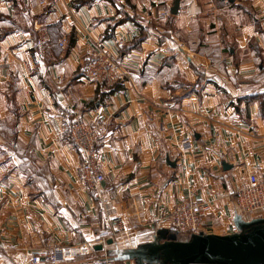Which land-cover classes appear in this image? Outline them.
Masks as SVG:
<instances>
[{
	"label": "crops",
	"instance_id": "obj_1",
	"mask_svg": "<svg viewBox=\"0 0 264 264\" xmlns=\"http://www.w3.org/2000/svg\"><path fill=\"white\" fill-rule=\"evenodd\" d=\"M39 1L0 0V264L54 242L87 243L60 264H135L105 249L150 239L188 199L211 202L209 231H234V191L264 181V0H180L176 14L174 0ZM98 41L127 72L115 90L85 75ZM77 119L99 136L98 193L79 176ZM109 215L123 226L110 245Z\"/></svg>",
	"mask_w": 264,
	"mask_h": 264
},
{
	"label": "built area",
	"instance_id": "obj_2",
	"mask_svg": "<svg viewBox=\"0 0 264 264\" xmlns=\"http://www.w3.org/2000/svg\"><path fill=\"white\" fill-rule=\"evenodd\" d=\"M43 3V0L39 1ZM162 16H166L163 11ZM65 39L60 38L59 45H64ZM117 44H123V39L117 40ZM85 66V75L92 80H99L108 83L123 81L127 72L123 63L117 60L109 49L98 41L92 50ZM202 83L195 86V91L201 93ZM144 98V97H143ZM68 136L73 148L75 147L81 157L80 178L87 184L86 187L98 193L104 175L98 165L97 142L98 135L95 127L83 119H77L71 123L68 129ZM180 159L185 161L187 155L180 148ZM234 201L238 211L248 219L264 215V181L257 173L248 174L245 182L234 191ZM211 210V202L205 200L188 199L179 203L169 214L153 219L152 227L174 228L182 233H192L199 230L209 231V227L203 222L205 213ZM111 227L110 237L118 235L123 229L120 218L109 215L107 217ZM102 242L105 237H101ZM87 249V243L78 246L66 245L58 242L46 244L38 248L30 257V264H60L67 258L74 257Z\"/></svg>",
	"mask_w": 264,
	"mask_h": 264
},
{
	"label": "water",
	"instance_id": "obj_3",
	"mask_svg": "<svg viewBox=\"0 0 264 264\" xmlns=\"http://www.w3.org/2000/svg\"><path fill=\"white\" fill-rule=\"evenodd\" d=\"M179 2L174 0L170 13H177ZM235 212V230L227 233L199 230L184 234L159 227L150 231V239L129 247H118L109 237L106 243L114 246L105 249L106 258L135 264H264V215L245 219L238 209ZM94 248L103 250V245Z\"/></svg>",
	"mask_w": 264,
	"mask_h": 264
},
{
	"label": "trees",
	"instance_id": "obj_4",
	"mask_svg": "<svg viewBox=\"0 0 264 264\" xmlns=\"http://www.w3.org/2000/svg\"><path fill=\"white\" fill-rule=\"evenodd\" d=\"M92 1H94V0H73V5H75V7H78V6L83 5V4H90ZM110 1L113 2L114 0H110ZM127 17L129 18V16L127 14H125L122 18L118 19L114 24L109 26V28H107L105 30L102 39H107V38L112 37L113 36V32H114V27L117 24L123 22L125 19H127ZM73 43H74V37L71 36L69 44L72 45ZM109 86H110V90H115V89L120 87V83L119 82H115V83H113V84H111Z\"/></svg>",
	"mask_w": 264,
	"mask_h": 264
},
{
	"label": "rangeland",
	"instance_id": "obj_5",
	"mask_svg": "<svg viewBox=\"0 0 264 264\" xmlns=\"http://www.w3.org/2000/svg\"><path fill=\"white\" fill-rule=\"evenodd\" d=\"M116 2H117V0H116ZM122 8V7H121ZM121 8H118V10H117V12H119V13H122V9ZM165 12H166V16L167 15H169V12L167 11V10H164ZM124 12V11H123ZM162 13V12H161ZM128 15V14H127ZM133 19H135V17L137 16L136 14H132V15H130ZM120 17H121V14H120ZM71 36H73L74 37V35H73V33L71 32L70 34H65V35H62V37H61V39L62 38H64L65 39V42H64V44L68 41V42H70V37ZM101 42V41H100ZM58 43H59V41H58ZM117 60H119L117 57H115ZM85 66H86V64H85ZM84 72H85V68H84ZM124 81V80H123ZM123 81H117V82H123ZM200 81V80H199ZM198 81V83L197 84H199L200 82ZM102 83H104V84H106V85H111V84H113V83H108V82H103V81H101ZM115 83V82H114ZM205 84V81H203V83H202V86ZM261 90H264V89H261ZM144 96H142L141 95V99H144L143 98ZM79 157H80V155H79ZM80 161H81V157H80Z\"/></svg>",
	"mask_w": 264,
	"mask_h": 264
},
{
	"label": "bare ground",
	"instance_id": "obj_6",
	"mask_svg": "<svg viewBox=\"0 0 264 264\" xmlns=\"http://www.w3.org/2000/svg\"><path fill=\"white\" fill-rule=\"evenodd\" d=\"M85 184V183H84ZM87 185V184H86Z\"/></svg>",
	"mask_w": 264,
	"mask_h": 264
}]
</instances>
